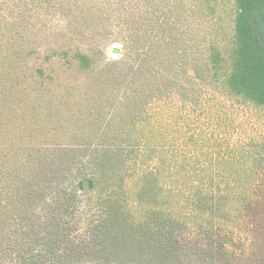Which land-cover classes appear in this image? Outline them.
Listing matches in <instances>:
<instances>
[{"label":"rangeland","instance_id":"obj_1","mask_svg":"<svg viewBox=\"0 0 264 264\" xmlns=\"http://www.w3.org/2000/svg\"><path fill=\"white\" fill-rule=\"evenodd\" d=\"M142 1L143 23L136 32L127 27L125 31L124 26L120 36H112L111 30L120 27L116 20L124 15L121 11L126 8L133 15L129 7L133 0H0V74L8 72L0 84V264L233 261L232 256H213L212 247L190 236L171 232L165 236L160 227L147 231L142 223L128 222L125 203L117 198L119 190L100 185L101 160H107L110 175L115 171L119 178L125 175L120 161L106 157L118 134L116 123L109 122L114 96L123 88L117 74L129 78L131 67L154 78L184 73L179 57L183 52L196 64L202 83L208 84L210 46L216 42L226 50L233 34V0H214V16L209 15L206 0ZM120 3L126 7L115 8ZM164 12L176 24V32L183 33L181 51L172 52L180 59L175 54L170 59L172 53L164 55L152 42L160 32L159 23L153 22ZM16 34L30 39L11 49L1 44L3 37ZM139 37L142 43L136 44ZM140 45L148 58L137 56ZM80 52L92 59L88 69L74 57ZM39 69L44 77L37 75ZM129 82L124 90L129 89L130 102L139 96L147 102L151 90H156L148 81L146 88L142 81ZM138 86L140 92L134 90ZM255 112L252 118L264 121V110ZM258 149L264 154V147ZM17 150L23 161L47 170L34 180L28 177L31 187L21 193L12 171ZM90 180L96 186L92 191ZM116 213L126 225L116 222ZM260 225L257 252L247 264H264V219Z\"/></svg>","mask_w":264,"mask_h":264},{"label":"trees","instance_id":"obj_2","mask_svg":"<svg viewBox=\"0 0 264 264\" xmlns=\"http://www.w3.org/2000/svg\"><path fill=\"white\" fill-rule=\"evenodd\" d=\"M206 2L209 15L214 16V0ZM142 5V0H133L129 4L133 15L125 8L121 11L124 15L115 17L120 27L111 30L112 36H120L124 26L125 31L127 27L136 32L143 23ZM233 5L234 29L227 49L216 42L209 49L210 83H202L196 64L183 52L179 57L184 73L170 77L160 73L163 77L154 78L131 67L129 78L117 74L123 88L114 96L109 122L116 123L114 131L118 134L106 157L113 163L120 161L125 175L119 178L116 171L110 175L106 159L101 160L104 168L98 174L101 186L119 190L117 198L125 203L128 222L142 223L147 231L160 227L164 235L190 236L212 247L213 256H232L230 264H247L256 255L255 244L264 219V154L258 149L264 147V121L252 118L257 108L264 110V0H233ZM123 7L124 3L115 6ZM157 22L160 32L152 41L155 47L164 55L181 51L183 33L176 32L177 26L166 12L153 24ZM29 39L16 34L3 37L1 44L11 49ZM135 43H142L140 37ZM135 51L139 58L149 56L141 45ZM174 54L169 58L174 60ZM74 57L81 68L91 66L87 54L80 52ZM7 73L0 74V84ZM37 75L44 77L45 73L39 69ZM130 78L136 85L142 81L145 88L147 81L154 85L156 90H151L147 102L140 96L128 101L129 89L124 88ZM134 90L140 92V87ZM132 107L135 109L129 110ZM20 154L14 151L17 159L12 167L19 193L31 187L29 178L34 180L47 171L45 166L23 161ZM79 184L86 190L83 183ZM90 185L91 191L96 188L92 180ZM115 216L117 223L127 224L117 213Z\"/></svg>","mask_w":264,"mask_h":264}]
</instances>
